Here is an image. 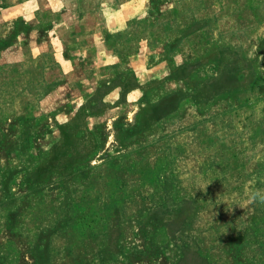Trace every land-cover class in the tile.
<instances>
[{"label":"rangeland","instance_id":"1","mask_svg":"<svg viewBox=\"0 0 264 264\" xmlns=\"http://www.w3.org/2000/svg\"><path fill=\"white\" fill-rule=\"evenodd\" d=\"M264 0H0V264H264Z\"/></svg>","mask_w":264,"mask_h":264},{"label":"clouds","instance_id":"2","mask_svg":"<svg viewBox=\"0 0 264 264\" xmlns=\"http://www.w3.org/2000/svg\"><path fill=\"white\" fill-rule=\"evenodd\" d=\"M252 200H256L259 199L260 203H264V196H257V195H253L251 197Z\"/></svg>","mask_w":264,"mask_h":264}]
</instances>
